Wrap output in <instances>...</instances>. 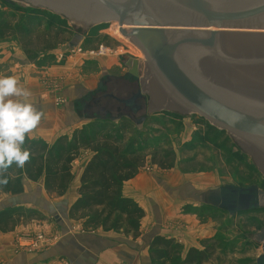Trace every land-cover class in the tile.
I'll return each instance as SVG.
<instances>
[{"label": "rangeland", "instance_id": "374dc122", "mask_svg": "<svg viewBox=\"0 0 264 264\" xmlns=\"http://www.w3.org/2000/svg\"><path fill=\"white\" fill-rule=\"evenodd\" d=\"M0 20H13L25 26L21 34L6 42L14 44L13 47L21 50L27 60L43 73L45 84L54 86L56 105L78 101L83 122H77L75 132L85 130L90 133L96 127H104L108 132L125 136L128 145L143 150L147 156L148 165L144 169L149 171L156 167V172L184 179L206 192L219 187L247 188L255 185L264 192L263 175L254 167L245 150L232 143L230 132L207 124L193 113L148 114L143 97V108L137 114L125 112L123 107L112 101L109 102L111 115H102L98 104V109L91 107L96 99L89 98L91 93L84 95L95 91L93 89L101 83L104 91L100 96L114 94L123 99L138 93L139 79H144L146 56L116 33L117 28L120 30L117 22L90 25L81 31L73 27L74 22L64 21L60 15L27 7L14 0H0ZM47 38L49 40L44 41ZM55 42L56 47L46 52L45 48L54 46ZM55 67L56 75L52 76ZM129 74H137V81L127 79ZM69 86L74 89L66 95ZM102 106H106L105 102ZM70 124L73 126L74 122ZM152 161H162L165 169L153 165ZM1 198L0 212L17 208H8L10 201ZM199 209L200 216L205 210L214 213L199 219L205 222L212 220L217 230L215 237L206 244L205 249L212 246L214 249L207 251L204 264H262V241L253 240V237L264 232V207L253 206L235 214L212 205Z\"/></svg>", "mask_w": 264, "mask_h": 264}, {"label": "water", "instance_id": "95a60500", "mask_svg": "<svg viewBox=\"0 0 264 264\" xmlns=\"http://www.w3.org/2000/svg\"><path fill=\"white\" fill-rule=\"evenodd\" d=\"M14 1L60 15L81 31L117 22L146 56L140 92L122 102L144 96L148 114L193 113L230 132L264 178V0ZM233 193L228 200L225 192L210 191L208 203L222 208L227 199L233 214L241 194H256L264 207L257 187ZM253 240L264 250V232Z\"/></svg>", "mask_w": 264, "mask_h": 264}, {"label": "crops", "instance_id": "0c3cea01", "mask_svg": "<svg viewBox=\"0 0 264 264\" xmlns=\"http://www.w3.org/2000/svg\"><path fill=\"white\" fill-rule=\"evenodd\" d=\"M13 45L0 39V76H16L20 84L31 92L29 102L43 112L39 125L28 138L49 146L63 137L71 140L78 129L77 122H83L78 101H67L57 106L54 86L45 84L43 73ZM54 75L56 67L53 68ZM100 85L96 89L92 87L95 91H89L84 96L91 93V100L102 99L104 96H100L101 93L93 96L99 92ZM69 88L66 95H70L74 89ZM90 153L83 151L74 162V181L64 197L50 198L43 180L32 182L26 178L23 180L22 194L1 193V199L10 201L8 208L36 210L44 219L21 224L12 232L0 234V264H153L150 246L155 237L181 244L184 249L183 261L190 250H205L208 240L215 237L217 230L212 220L205 222L199 219L214 215L211 210L199 215V207L207 206L201 198L206 190L197 189L184 179L158 173L156 167H152L150 172L147 168L142 169L123 188L124 196L137 203L145 213L138 238L126 236L123 232L84 229L83 221L70 218V210L79 198L80 179L92 158ZM39 233L54 238L55 243L47 249L29 253L24 238Z\"/></svg>", "mask_w": 264, "mask_h": 264}, {"label": "trees", "instance_id": "16d2710c", "mask_svg": "<svg viewBox=\"0 0 264 264\" xmlns=\"http://www.w3.org/2000/svg\"><path fill=\"white\" fill-rule=\"evenodd\" d=\"M23 27L13 20H0V39L7 41L16 37ZM53 44L45 48L46 52L56 47V42ZM131 146L125 136L108 132L104 127H96L90 133L77 131L71 140L63 137L53 146L26 138L24 147L30 150L31 159L23 169L14 164L7 170L5 175L9 182L0 186V194H22L26 178L32 182L43 180L50 198L64 197L74 181V162L83 151H90L93 156L83 170L79 198L70 210V218L83 221L86 230L123 232L126 236L138 238L145 213L137 203L124 196L123 188L148 162L143 150ZM161 162L152 161V164L165 169ZM43 219L40 212L24 207L0 212V234L12 232L21 224ZM213 249V246L203 251L192 249L182 261L184 249L181 244L155 237L150 246V257L153 264H204L207 251Z\"/></svg>", "mask_w": 264, "mask_h": 264}, {"label": "clouds", "instance_id": "9594fccd", "mask_svg": "<svg viewBox=\"0 0 264 264\" xmlns=\"http://www.w3.org/2000/svg\"><path fill=\"white\" fill-rule=\"evenodd\" d=\"M31 92L14 75L0 76V186L14 164L23 169L31 159L24 147L28 135L39 125L43 112L28 98Z\"/></svg>", "mask_w": 264, "mask_h": 264}, {"label": "flooded vegetation", "instance_id": "af4514ba", "mask_svg": "<svg viewBox=\"0 0 264 264\" xmlns=\"http://www.w3.org/2000/svg\"><path fill=\"white\" fill-rule=\"evenodd\" d=\"M126 78L127 79H131L133 81H137V78L135 76H133V75H130V74ZM98 91L99 92H95V94H93V96H97L98 93L103 94V91H104V84L103 83H101L100 88H99ZM136 95H137V93H133L132 95L128 96L127 98L121 99V98H118L117 96H115L114 94H104L103 95L104 97L102 99H98V100L94 101V103H93V105H91V107L92 106H96L98 104L100 106V108L98 106H96L95 109H98L99 108L100 109V113L102 115L103 114L111 115V114H109V112L111 111L110 110V107L111 106H110L109 102L112 101V102H114L116 104H119L120 107H123V109H124L125 112H130L132 114H134V111L137 110V108H140V110H138V113H139L142 110V108H143V105L141 104V99H142L141 97L138 98V99H136L135 102H134V104H132V103L125 104L124 102H122V101H126V102L127 101H131ZM103 102H105L106 106L105 107L102 106V108H101V104ZM91 107H89L90 109L89 108L88 109L92 112V108ZM119 114H122V112L119 111ZM251 187H257L260 190V188L257 185L251 186ZM251 187H247V188H251ZM234 189H244V188H242V187H233V188L225 187V188H220L219 187V190H221L222 192H225V194H227L226 198L228 200L230 198H232V197L235 196L234 193H233ZM207 193L206 194H201V198H202L203 201H207L205 203L208 206L209 203H208V199H207ZM240 197L241 198L239 199V202L237 203V207L234 210V213L233 214L242 212L246 208H247L246 210H249V209H252L253 206H255V207L260 206L259 205L260 202L257 200L256 194H241ZM227 199H225L226 201H224L227 205H222V208L224 210H227L228 213H230L229 212L230 205H228V203H227L228 200ZM261 247L263 248V244L261 245ZM262 264H264V250H263V256H262Z\"/></svg>", "mask_w": 264, "mask_h": 264}, {"label": "built area", "instance_id": "2783aa9c", "mask_svg": "<svg viewBox=\"0 0 264 264\" xmlns=\"http://www.w3.org/2000/svg\"><path fill=\"white\" fill-rule=\"evenodd\" d=\"M24 241L27 242V246H25V248L29 253L47 249L55 243L54 238H51L44 233L27 235L25 236Z\"/></svg>", "mask_w": 264, "mask_h": 264}, {"label": "bare ground", "instance_id": "6f19581e", "mask_svg": "<svg viewBox=\"0 0 264 264\" xmlns=\"http://www.w3.org/2000/svg\"><path fill=\"white\" fill-rule=\"evenodd\" d=\"M116 27H118L117 24H116ZM113 33H114V32H113ZM116 33H118L119 36H120L121 38H124V37L121 35L120 30H118V28H117V30H116Z\"/></svg>", "mask_w": 264, "mask_h": 264}]
</instances>
